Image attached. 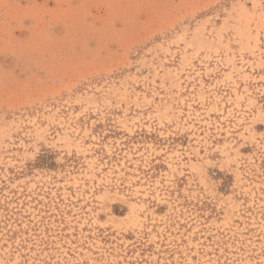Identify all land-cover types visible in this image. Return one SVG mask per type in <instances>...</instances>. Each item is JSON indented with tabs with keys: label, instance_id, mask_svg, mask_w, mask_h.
I'll return each instance as SVG.
<instances>
[{
	"label": "rangeland",
	"instance_id": "1",
	"mask_svg": "<svg viewBox=\"0 0 264 264\" xmlns=\"http://www.w3.org/2000/svg\"><path fill=\"white\" fill-rule=\"evenodd\" d=\"M0 264H264V0H0Z\"/></svg>",
	"mask_w": 264,
	"mask_h": 264
}]
</instances>
